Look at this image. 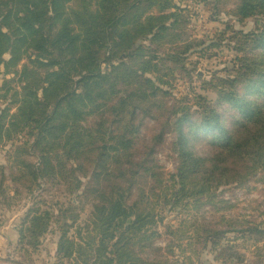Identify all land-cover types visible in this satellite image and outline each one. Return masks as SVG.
Instances as JSON below:
<instances>
[{
  "label": "trees",
  "instance_id": "trees-1",
  "mask_svg": "<svg viewBox=\"0 0 264 264\" xmlns=\"http://www.w3.org/2000/svg\"><path fill=\"white\" fill-rule=\"evenodd\" d=\"M190 1L239 23L264 17V0H232L225 11L223 0ZM189 22L175 0H0V210L46 184L77 201L53 212L35 197L17 228L24 260L52 233V264H192L206 250L218 264H250L251 249L260 263L255 235L264 230L223 215L179 219L158 246L154 203L219 214L232 209L219 188L264 180V24L232 31L240 53L232 73L199 74L215 100H175L172 83L188 84L190 56L227 40L225 29L207 45ZM168 135L177 166L167 181L151 165ZM82 203L92 207L84 220ZM174 249L180 257L169 258Z\"/></svg>",
  "mask_w": 264,
  "mask_h": 264
},
{
  "label": "rangeland",
  "instance_id": "rangeland-1",
  "mask_svg": "<svg viewBox=\"0 0 264 264\" xmlns=\"http://www.w3.org/2000/svg\"><path fill=\"white\" fill-rule=\"evenodd\" d=\"M211 1V0H210ZM209 1V2H210ZM232 0H223L222 10L225 11L229 9V4ZM175 3L181 7H185L189 10L190 22L188 26V32L192 37L201 39L206 42V44H211V42L219 40V32L227 29V40L223 41L220 46H215L211 49L206 50L199 57V54L195 53L190 56L189 68L193 70L191 78L188 79V84L185 86L181 82L172 83V90L170 91L175 100L179 98H189L192 100L193 94L197 93L202 96H207L210 100L216 99V94L213 91L207 92L201 88L200 78L201 73L203 79L206 80L212 76V74L225 76L226 74L232 73L237 67L236 58L240 56V53L235 51L234 44L229 41L232 36V31L238 33V31L249 32L254 31L258 26L264 24L263 16H255L245 20L242 23L237 22L235 19H231L223 13L217 14V11L212 10L211 6L207 3L204 4L201 1H190V0H175ZM233 47V48H232ZM8 55H5L7 58ZM28 62L27 58H24L18 65V70L22 69V65ZM239 62V61H238ZM87 62L84 61V64ZM2 66V65H1ZM240 66V65H239ZM0 70L2 68L0 67ZM1 72V71H0ZM2 79H12V75H1ZM9 78V79H7ZM3 83V82H2ZM1 84V78H0ZM12 86L16 90H20L16 82H11ZM3 91L0 92V95ZM3 101V100H0ZM14 108V107H13ZM14 111V110H13ZM25 136V135H24ZM26 138V137H24ZM171 136L168 135L161 146L157 149L155 154L154 162L151 165V170L160 172L165 180H170L171 174L175 172L177 166L176 154L172 151L170 147ZM33 138L29 141L32 142ZM3 145V143L1 144ZM14 145V140H8L3 147L8 151ZM2 147V146H1ZM6 155V152H2ZM1 155V154H0ZM8 182L6 185L8 186ZM43 186V185H42ZM35 190L29 195L22 193L20 197H14L11 201L13 207L11 210L1 209L0 210V264H52L53 254L56 242V236L52 233L47 234L44 239V244L40 252L34 254L29 260H24L16 251L17 245V228L23 217L26 208H28L31 203L35 202V197L41 195L46 200V205L53 212L59 205L67 206L70 198L73 202L77 204L75 194H66L63 189L58 187H50L46 184L44 189ZM46 189V191H45ZM219 197L228 200L231 203L232 209L230 211H223L219 214L213 213L210 209H206L203 212H199L198 215L193 216L192 213L184 209L169 210L165 208L161 203L155 204V210L157 212V227L156 230L161 234L160 247L166 248L167 240L170 238L168 234L165 233V227L167 225L174 226L179 219L187 220L193 219L198 223H211L214 220H218L219 215L227 216L226 218L233 219L235 222L244 221L250 222V225H259L258 228L264 230V180L262 176H258L250 180L246 185L231 184L228 186H223L219 188ZM56 202H61V204H56ZM152 202V199H151ZM77 206V205H76ZM80 219L84 220L89 216L91 205L82 203L81 204ZM196 209L189 208L190 212ZM195 215V214H194ZM186 230V226H182L178 229L177 235L182 234ZM191 234V231L188 232ZM255 237L259 240V246L264 247V234H256ZM241 244V241H238ZM246 251L245 256L248 258L247 261L253 264L257 257L254 256L252 252ZM166 255L169 257L173 252L172 256L180 257V254L176 249L174 251H166ZM262 258L259 264H264V249L260 252ZM170 258V257H169ZM196 261V262H195ZM192 260V264H218L213 260L212 254L208 250L201 253L197 260ZM185 264H188L185 263ZM247 264V263H246Z\"/></svg>",
  "mask_w": 264,
  "mask_h": 264
}]
</instances>
